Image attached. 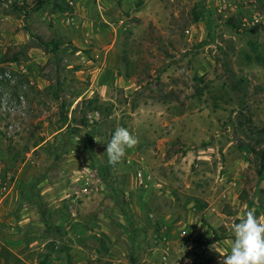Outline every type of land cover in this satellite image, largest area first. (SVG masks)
Returning a JSON list of instances; mask_svg holds the SVG:
<instances>
[{"label": "rangeland", "instance_id": "374dc122", "mask_svg": "<svg viewBox=\"0 0 264 264\" xmlns=\"http://www.w3.org/2000/svg\"><path fill=\"white\" fill-rule=\"evenodd\" d=\"M263 151L264 0H0V198L37 239L9 264H220Z\"/></svg>", "mask_w": 264, "mask_h": 264}, {"label": "clouds", "instance_id": "9594fccd", "mask_svg": "<svg viewBox=\"0 0 264 264\" xmlns=\"http://www.w3.org/2000/svg\"><path fill=\"white\" fill-rule=\"evenodd\" d=\"M136 143V137L126 127L116 128L106 143L105 152L109 163H119L126 148ZM218 253L222 257L220 264H264V220L254 210H247L239 222L233 225L229 251Z\"/></svg>", "mask_w": 264, "mask_h": 264}, {"label": "crops", "instance_id": "0c3cea01", "mask_svg": "<svg viewBox=\"0 0 264 264\" xmlns=\"http://www.w3.org/2000/svg\"><path fill=\"white\" fill-rule=\"evenodd\" d=\"M25 197L27 196L24 195L23 198ZM23 198L11 189L0 198V250L11 253L17 259L24 258L21 255L24 247L37 242L36 237L30 234L31 219L26 212L29 208L26 203L22 207ZM40 224L45 226L44 223ZM0 264H9L1 254Z\"/></svg>", "mask_w": 264, "mask_h": 264}, {"label": "trees", "instance_id": "16d2710c", "mask_svg": "<svg viewBox=\"0 0 264 264\" xmlns=\"http://www.w3.org/2000/svg\"><path fill=\"white\" fill-rule=\"evenodd\" d=\"M228 23L231 24V25H233L234 27H237V25L234 24V22L229 21ZM263 154H264V151H263ZM112 197L114 198V200L116 201V203H118L119 205H121V202H120L119 198L116 196V194L114 192H112Z\"/></svg>", "mask_w": 264, "mask_h": 264}, {"label": "built area", "instance_id": "2783aa9c", "mask_svg": "<svg viewBox=\"0 0 264 264\" xmlns=\"http://www.w3.org/2000/svg\"><path fill=\"white\" fill-rule=\"evenodd\" d=\"M255 20H256V16H255Z\"/></svg>", "mask_w": 264, "mask_h": 264}]
</instances>
